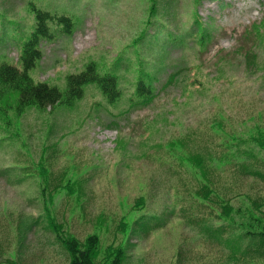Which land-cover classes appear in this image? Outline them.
Listing matches in <instances>:
<instances>
[{
	"label": "rangeland",
	"instance_id": "1",
	"mask_svg": "<svg viewBox=\"0 0 264 264\" xmlns=\"http://www.w3.org/2000/svg\"><path fill=\"white\" fill-rule=\"evenodd\" d=\"M32 6L75 22L43 43L34 83L92 64L122 95L0 98V264H68L58 235L96 236L95 264H264V0H0V62ZM142 76L155 95L132 107Z\"/></svg>",
	"mask_w": 264,
	"mask_h": 264
},
{
	"label": "trees",
	"instance_id": "2",
	"mask_svg": "<svg viewBox=\"0 0 264 264\" xmlns=\"http://www.w3.org/2000/svg\"><path fill=\"white\" fill-rule=\"evenodd\" d=\"M31 11L34 15L33 28L24 40L19 43L13 42L19 53L16 63L0 62V98L14 95L15 101L12 107L17 111L30 108L44 111L61 104L71 107L84 97L85 87L95 83L108 103L112 104L117 101L122 95L118 76L112 74V76L100 77L96 74V69L92 64L79 74L68 75L63 89L45 83L33 82L30 72L35 69L43 57V43H50L61 36H71L75 30V22L65 14L56 16L49 11L33 6ZM195 22L199 23V20L195 18ZM51 24L60 26L61 30L56 29L52 34L50 32ZM145 77H139L136 81L135 99L131 102L132 107L144 106L154 98L155 94L151 85L153 80ZM6 108H8V104L0 102V113ZM260 235L264 238V226ZM58 238L67 251L68 264H95L94 255L98 245L96 236H89L82 245L74 239L60 238V235ZM113 264H120V259L116 258Z\"/></svg>",
	"mask_w": 264,
	"mask_h": 264
},
{
	"label": "bare ground",
	"instance_id": "3",
	"mask_svg": "<svg viewBox=\"0 0 264 264\" xmlns=\"http://www.w3.org/2000/svg\"><path fill=\"white\" fill-rule=\"evenodd\" d=\"M164 66V65H163Z\"/></svg>",
	"mask_w": 264,
	"mask_h": 264
}]
</instances>
